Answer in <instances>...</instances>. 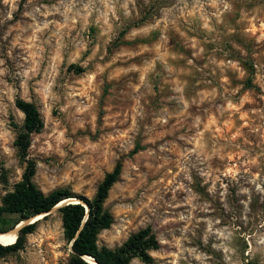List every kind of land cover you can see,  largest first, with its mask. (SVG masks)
I'll return each mask as SVG.
<instances>
[{
    "label": "rangeland",
    "instance_id": "374dc122",
    "mask_svg": "<svg viewBox=\"0 0 264 264\" xmlns=\"http://www.w3.org/2000/svg\"><path fill=\"white\" fill-rule=\"evenodd\" d=\"M19 2L0 0V205L25 169L19 98L44 195L92 198L122 160L98 247L150 227L151 264H264V0ZM36 222L0 264H68L57 209Z\"/></svg>",
    "mask_w": 264,
    "mask_h": 264
},
{
    "label": "trees",
    "instance_id": "16d2710c",
    "mask_svg": "<svg viewBox=\"0 0 264 264\" xmlns=\"http://www.w3.org/2000/svg\"><path fill=\"white\" fill-rule=\"evenodd\" d=\"M26 0H20L18 11L23 9ZM82 71V70H80ZM15 107L23 114V125L16 135L14 146L19 157L25 163L22 181L14 190L7 193L0 205V233L8 232L19 222L26 221L13 244L0 243V256L17 252L23 248L25 236L34 232L37 222L32 218L50 212L55 206L67 199H77L80 203H65L57 209L60 214L63 236L71 245V256L68 264H130L138 258L145 264H151L153 259L149 252L159 248V242L150 227L139 230L118 248L98 247V236L113 223L111 213L105 207L109 190L119 180L122 170V160L119 159L112 171L105 174L97 186L92 198L74 195L68 189H57L44 195L33 183L35 164L28 158L31 136L38 132L43 122L37 106L32 102L17 98ZM135 147L127 154L133 156L139 150Z\"/></svg>",
    "mask_w": 264,
    "mask_h": 264
},
{
    "label": "water",
    "instance_id": "95a60500",
    "mask_svg": "<svg viewBox=\"0 0 264 264\" xmlns=\"http://www.w3.org/2000/svg\"><path fill=\"white\" fill-rule=\"evenodd\" d=\"M65 203H80L77 199H67V200H64V202H63V204H61L60 206H57V207H54L50 212H52L53 210H55V209H58L59 207H61L62 205H64ZM50 212H47V213H43V214H41L42 215V217H44V216H46V215H48ZM38 216H40V215H38ZM34 218H32V220H33ZM31 220V221H32ZM26 221H21V222H19L13 229H11L10 231H8V232H4V233H0V236L1 235H4V234H12V235H14L16 238H17V236H18V232H19V230L23 227V226H25L26 225ZM71 245H72V243H70V247H71ZM89 259V261H92V262H94L93 260H91L90 258H88ZM94 264H97V263H95L94 262Z\"/></svg>",
    "mask_w": 264,
    "mask_h": 264
},
{
    "label": "bare ground",
    "instance_id": "6f19581e",
    "mask_svg": "<svg viewBox=\"0 0 264 264\" xmlns=\"http://www.w3.org/2000/svg\"><path fill=\"white\" fill-rule=\"evenodd\" d=\"M64 202V201H63ZM63 202H61L59 205H57V206H60L61 204H63ZM57 206H55V207H57ZM42 215H40V216H37V217H35L33 220H32V222H35L36 221V218H38V217H41ZM16 239V237L14 236V235H12V234H4V235H1L0 236V243H2V244H8V243H11V242H13L14 240ZM90 263H93L94 264V262H90Z\"/></svg>",
    "mask_w": 264,
    "mask_h": 264
}]
</instances>
